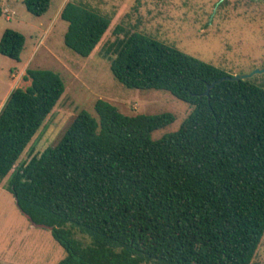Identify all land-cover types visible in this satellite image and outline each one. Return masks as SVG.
<instances>
[{
	"label": "trees",
	"instance_id": "trees-1",
	"mask_svg": "<svg viewBox=\"0 0 264 264\" xmlns=\"http://www.w3.org/2000/svg\"><path fill=\"white\" fill-rule=\"evenodd\" d=\"M35 15L51 0H24ZM0 9V14H1ZM66 45L90 56L112 18L69 1ZM125 32L118 28L117 33ZM26 36L8 28L0 53L20 60ZM123 85L161 89L193 106L159 139L172 112L127 115L105 99L82 109L61 139L22 155L66 91L59 72L28 68L0 110V182L67 255L57 264H252L264 238V86L139 31L107 49Z\"/></svg>",
	"mask_w": 264,
	"mask_h": 264
},
{
	"label": "rangeland",
	"instance_id": "rangeland-1",
	"mask_svg": "<svg viewBox=\"0 0 264 264\" xmlns=\"http://www.w3.org/2000/svg\"><path fill=\"white\" fill-rule=\"evenodd\" d=\"M112 18L93 53L82 56L64 40L68 22L61 11L69 2ZM0 41L12 28L26 36L20 60L0 53V110L10 93L27 88L28 68L52 69L66 91L21 159L28 162L61 139L77 114L98 115L95 103L105 99L127 115L172 112L176 119L152 133L154 139L177 131L193 110L189 103L161 89L130 88L111 70V43L127 31H139L211 63L230 76L264 70L263 0H51L49 10L35 15L24 0H0ZM118 28L125 32L117 33ZM250 80L264 86V73ZM9 176L0 182V264H57L67 252L48 228L37 227L23 214L8 191ZM252 264H264V238Z\"/></svg>",
	"mask_w": 264,
	"mask_h": 264
},
{
	"label": "water",
	"instance_id": "water-1",
	"mask_svg": "<svg viewBox=\"0 0 264 264\" xmlns=\"http://www.w3.org/2000/svg\"><path fill=\"white\" fill-rule=\"evenodd\" d=\"M264 1V0H263ZM258 73H264V70H256L250 74H240V75H235V76H228V77H224L223 79L217 80L215 82H213L212 84L209 85L208 90L206 92L207 95H209L210 90L218 83L222 82L224 79H232V80H241V79H249L254 77L256 74ZM33 225L37 226V227H45L43 225H38L36 223L33 222Z\"/></svg>",
	"mask_w": 264,
	"mask_h": 264
}]
</instances>
